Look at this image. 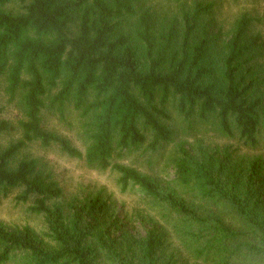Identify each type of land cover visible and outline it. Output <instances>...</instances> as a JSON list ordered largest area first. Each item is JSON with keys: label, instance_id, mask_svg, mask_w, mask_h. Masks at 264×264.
Returning <instances> with one entry per match:
<instances>
[{"label": "trees", "instance_id": "trees-1", "mask_svg": "<svg viewBox=\"0 0 264 264\" xmlns=\"http://www.w3.org/2000/svg\"><path fill=\"white\" fill-rule=\"evenodd\" d=\"M21 11L9 10L14 3ZM196 3L181 19L150 0H0V102L18 103L21 138L0 150V200L19 190L41 215L44 235L0 222V264H264V161L199 145L177 147V187L114 162L125 151L156 153L176 141L171 107L192 126L257 148L264 137V92L253 61L262 37L242 16L224 47ZM3 82L5 87H3ZM86 121L85 151L45 128L44 113ZM1 111V109H0ZM0 122V137L11 131ZM120 175L176 219L135 238L101 194L62 202L64 190L39 160L20 156L32 144ZM20 156V157H19ZM175 234L188 254L171 248Z\"/></svg>", "mask_w": 264, "mask_h": 264}, {"label": "rangeland", "instance_id": "rangeland-1", "mask_svg": "<svg viewBox=\"0 0 264 264\" xmlns=\"http://www.w3.org/2000/svg\"><path fill=\"white\" fill-rule=\"evenodd\" d=\"M205 5L213 4L211 13L206 16L205 23L209 24L212 33L217 35V50L224 47L230 39L239 19L247 15L254 18L251 33L260 34L262 37V51L253 61L260 78V90L264 92V0H150V3L161 13L169 17H178L184 9H192L196 3ZM16 12L21 11V4L16 2L7 7ZM3 87H5L3 82ZM0 122L8 121L13 127L11 131L0 137V150L11 142L21 138L19 122L24 115L18 103H9L7 96H2L0 102ZM170 125L176 131L175 143L166 146L156 153L145 149L125 151L122 156L116 154L114 162L135 168L165 186L177 187L174 161L177 147L186 143L187 148L196 149L199 145L223 151L231 149L234 158L259 159L264 161V137L259 147L253 149L245 147L238 139L223 136L217 129L214 121H196L189 126L173 107L170 109ZM88 121L80 117L79 112L69 107L66 120L61 121L57 116L44 113L45 128L69 138L80 150L85 151V128ZM39 160L45 171L53 174L54 179L64 190L62 202L83 201L101 194L108 201L113 215L119 216L125 224L124 231L135 238L145 235L146 227L159 223L168 229L177 225L176 219L167 216L164 208L156 206L139 188L130 186L123 190L119 179L120 175L110 169L102 170L89 166L84 160L74 159L61 152L59 147H43L35 143L27 147L20 155ZM19 156V157H20ZM19 190L13 191L8 197L0 200V222L10 227L28 226L37 234L46 233L43 216L30 211L31 202L19 203L16 200ZM171 248L183 252L182 256L187 261L188 254L182 248L175 234L171 239ZM7 264H17L10 262Z\"/></svg>", "mask_w": 264, "mask_h": 264}]
</instances>
